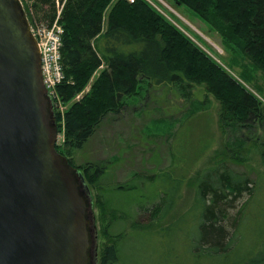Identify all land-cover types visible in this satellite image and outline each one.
Segmentation results:
<instances>
[{"label": "trees", "instance_id": "16d2710c", "mask_svg": "<svg viewBox=\"0 0 264 264\" xmlns=\"http://www.w3.org/2000/svg\"><path fill=\"white\" fill-rule=\"evenodd\" d=\"M21 1L30 22L32 9L36 16L39 15V21L48 24L54 21V0H28L33 1L31 6L26 4L27 0ZM112 1L60 0L63 5L59 18L63 27L60 47L63 79L56 92L63 104H69L61 115H54L58 133L63 131L62 145L56 144L61 155L66 157L64 152L70 150L82 151L107 116L118 115L125 109L123 99L133 94L141 81L145 82L146 89L179 92L187 99L202 94L199 90L203 89L219 103V125L223 133L262 121L264 107L261 102L193 46L167 19L142 0L133 3ZM168 1L176 7L190 8L226 39L235 40L242 55L264 71V0ZM100 67L103 70L90 90L80 95L93 72ZM223 149V157L203 167L193 179V197L182 212L174 214L183 196L184 180L171 170L138 174L115 188L126 193L159 180L173 184L171 188L146 193L145 203L136 206L142 210L146 203H151L144 208L151 220L146 225L133 221L131 229L150 231L159 236L170 230L175 219L192 218L197 222L198 232L189 250L194 264L201 261L204 264H264L263 232L241 254L237 249L239 223L257 195V182L263 174L252 181L247 173L230 168V164L247 162L249 153L246 148L238 149L234 138L231 144L224 142ZM258 155L264 167V151L260 150ZM84 168L96 190L104 191L97 194L98 205L110 212L103 229L107 242L102 248L99 264H123L121 248L127 230L119 226L127 220V211L116 207L111 200L109 185L107 188L100 185L110 169L92 163H85ZM245 193L249 194V199L232 214L238 198ZM154 199L157 201L152 203ZM114 225L120 229L112 234L110 230ZM170 256L167 252L163 264L177 261L178 257Z\"/></svg>", "mask_w": 264, "mask_h": 264}, {"label": "rangeland", "instance_id": "374dc122", "mask_svg": "<svg viewBox=\"0 0 264 264\" xmlns=\"http://www.w3.org/2000/svg\"><path fill=\"white\" fill-rule=\"evenodd\" d=\"M164 1L176 11L177 15H169L174 23L163 17L183 33L193 46L215 61L252 93L264 107V71L242 55L235 45V40L226 39L190 8L176 7L170 1ZM32 2L27 0L26 4L31 6ZM29 15L32 18V27L35 29L40 24L48 25L47 21L41 23L38 20L39 15L36 16L33 9ZM102 70L103 67H100L93 72L80 95L90 90ZM57 85L53 95L50 96L53 115L55 113L61 115L69 105L63 104L58 99ZM191 90L196 89L191 88ZM199 91L202 94L198 93L187 99L181 97L179 92L165 93L160 88L146 89L145 82L141 81L136 86L135 92L123 99L125 109L118 115L107 116L82 151H63L72 166L81 172L84 184L89 189L92 200L90 219L97 231V239L94 242L98 264L102 248L107 242L103 229L109 220L107 214L109 210H102L98 205L97 194L104 191L96 190L94 183L88 180L85 163L108 166L110 170L103 178L105 181H101L100 185L106 188L109 185L111 200L116 207L127 211V220L119 226L127 230L121 248L123 264H163L167 252H170L172 257H178L173 264H194L195 262L189 257V250L192 239L196 238L197 222L188 216L175 219L170 230L162 232L159 236L150 231L135 232L131 229L133 221L146 225L151 220L148 210L144 211V208H148L151 203H146L142 210L136 204L145 203L147 192L151 194L163 187L171 188L173 184L167 185L166 180H159L149 186L143 184L142 189L135 192L126 193L118 191L115 188L117 185L129 182L138 174L171 170L175 176H180L184 180L183 196L174 214L182 212L190 205L193 197V179L203 167L223 157L224 142L229 141L231 144L233 138L238 143V149L246 148L249 153H247V162L230 164V168L240 173H247L252 181H255L259 175H264V167L258 155L260 150L264 151V116L262 121H257L251 126L238 131L227 130L223 133L219 125V103L203 89ZM80 95L75 99L77 100ZM62 142L63 131L58 133L57 144L61 146ZM215 152H217L216 156ZM263 175L257 182V195L245 209L239 223L238 254L245 251L252 242L255 243L254 240L258 239L261 232L264 233ZM248 199V193L238 198L232 214H235ZM156 201L154 199L152 203ZM164 224H167V221ZM119 229L114 225L110 232L115 234ZM92 236H94L93 231ZM204 263L201 261L198 264Z\"/></svg>", "mask_w": 264, "mask_h": 264}, {"label": "water", "instance_id": "95a60500", "mask_svg": "<svg viewBox=\"0 0 264 264\" xmlns=\"http://www.w3.org/2000/svg\"><path fill=\"white\" fill-rule=\"evenodd\" d=\"M57 140L22 2L0 0V264H97L89 189Z\"/></svg>", "mask_w": 264, "mask_h": 264}, {"label": "built area", "instance_id": "2783aa9c", "mask_svg": "<svg viewBox=\"0 0 264 264\" xmlns=\"http://www.w3.org/2000/svg\"><path fill=\"white\" fill-rule=\"evenodd\" d=\"M126 1L133 3L136 0ZM142 1L147 3L159 14L166 17L171 23L175 22L169 15L176 16L177 13L164 0ZM54 2L56 8V17L54 21L48 25L40 24L36 29L32 27V23L30 26V30L38 44L41 57L42 79L49 98L53 95L55 86L63 79L62 67L60 64V47L63 27L59 22L63 5L60 3V0H54Z\"/></svg>", "mask_w": 264, "mask_h": 264}, {"label": "flooded vegetation", "instance_id": "af4514ba", "mask_svg": "<svg viewBox=\"0 0 264 264\" xmlns=\"http://www.w3.org/2000/svg\"><path fill=\"white\" fill-rule=\"evenodd\" d=\"M97 264H98V258H97Z\"/></svg>", "mask_w": 264, "mask_h": 264}, {"label": "bare ground", "instance_id": "6f19581e", "mask_svg": "<svg viewBox=\"0 0 264 264\" xmlns=\"http://www.w3.org/2000/svg\"><path fill=\"white\" fill-rule=\"evenodd\" d=\"M189 24V23H188ZM190 25V24H189ZM208 40V39H207ZM211 42V41H210Z\"/></svg>", "mask_w": 264, "mask_h": 264}]
</instances>
